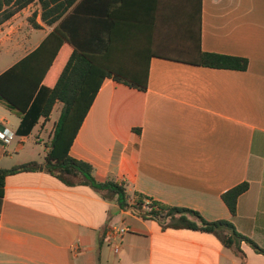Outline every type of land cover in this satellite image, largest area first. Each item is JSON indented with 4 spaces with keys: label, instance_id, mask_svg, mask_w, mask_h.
<instances>
[{
    "label": "crops",
    "instance_id": "obj_1",
    "mask_svg": "<svg viewBox=\"0 0 264 264\" xmlns=\"http://www.w3.org/2000/svg\"><path fill=\"white\" fill-rule=\"evenodd\" d=\"M43 41L97 52L110 43L127 69L143 72L147 63L145 91L103 80L69 149L96 181H122L207 221L229 220L264 249V0H79L51 26L35 3L0 27V55L9 59L0 74ZM198 51L245 58L248 67L196 66ZM61 107L30 135L39 124L53 126ZM21 117L0 100V125L15 135L0 142L1 169L45 157L47 147L35 160L30 135H16ZM243 182L249 189L231 218L222 195ZM121 228L128 231L113 233ZM240 250L213 234L142 219L45 172L5 179L0 264H264L246 244Z\"/></svg>",
    "mask_w": 264,
    "mask_h": 264
},
{
    "label": "trees",
    "instance_id": "obj_2",
    "mask_svg": "<svg viewBox=\"0 0 264 264\" xmlns=\"http://www.w3.org/2000/svg\"><path fill=\"white\" fill-rule=\"evenodd\" d=\"M78 2L79 0H0V27L18 12L35 3L40 6L42 22L51 26ZM32 26L38 28L35 24ZM53 37L55 34L48 36L49 39ZM111 53L110 43L104 46L102 52H97L95 49L72 45V41H43L27 57L0 74V100L22 116L16 130L17 136H29L40 119L49 121L55 104L62 105L59 117L53 124L43 161H31L9 169L0 168V199L8 176L45 172L67 187H89L103 200L115 203L121 210H131L142 219L162 221L165 228L213 234L226 248L234 249L237 253H241L240 246L244 243L255 253L264 256V249L239 233L231 221H207L196 211L167 206L136 191L130 192L127 184L122 181L107 179L98 182L90 164L69 155L73 140L104 79L110 78L139 91L147 88V63L143 72H133L127 69L125 63L114 59ZM191 64L234 71H245L248 67L245 58L201 51H198ZM248 189L249 184L243 182L222 195L231 218L236 215L238 198Z\"/></svg>",
    "mask_w": 264,
    "mask_h": 264
},
{
    "label": "rangeland",
    "instance_id": "obj_3",
    "mask_svg": "<svg viewBox=\"0 0 264 264\" xmlns=\"http://www.w3.org/2000/svg\"><path fill=\"white\" fill-rule=\"evenodd\" d=\"M7 57L8 56L6 54L0 55V68L4 67L9 62V59H7ZM57 115H58V111L54 110L50 116V120L54 121L57 118ZM52 127L53 126H51V124H48V126L46 127L42 124H39V126L36 127V130L32 133V135H30V139L27 142V146H31L32 148H34L33 151H31V153L32 156H35L34 157L35 160L42 161V159H39L38 154L40 156L44 154L46 144L48 143L52 133ZM37 139L40 140L37 141ZM17 140L18 139L16 138L14 145L16 144ZM27 155L29 156V154Z\"/></svg>",
    "mask_w": 264,
    "mask_h": 264
},
{
    "label": "built area",
    "instance_id": "obj_4",
    "mask_svg": "<svg viewBox=\"0 0 264 264\" xmlns=\"http://www.w3.org/2000/svg\"><path fill=\"white\" fill-rule=\"evenodd\" d=\"M14 133L12 131H10L8 128L3 127L2 125H0V142L3 145H8L14 138ZM145 209H148V207H145ZM128 230L126 228H121V229H115L113 230L114 234L117 235H123L127 232ZM114 253L117 254L119 251V246H115L114 247Z\"/></svg>",
    "mask_w": 264,
    "mask_h": 264
}]
</instances>
